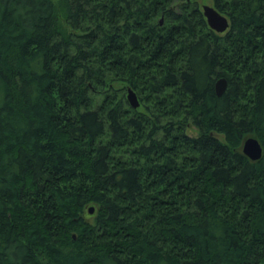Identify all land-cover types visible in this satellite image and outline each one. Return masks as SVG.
Segmentation results:
<instances>
[{"label":"trees","instance_id":"trees-1","mask_svg":"<svg viewBox=\"0 0 264 264\" xmlns=\"http://www.w3.org/2000/svg\"><path fill=\"white\" fill-rule=\"evenodd\" d=\"M213 5L0 0V264H264V0Z\"/></svg>","mask_w":264,"mask_h":264},{"label":"water","instance_id":"water-1","mask_svg":"<svg viewBox=\"0 0 264 264\" xmlns=\"http://www.w3.org/2000/svg\"><path fill=\"white\" fill-rule=\"evenodd\" d=\"M202 14L209 28L213 32H216L217 34L220 33L222 34L227 32L229 28V20L221 13H218V11L215 8L210 6H203ZM160 22L162 23V19ZM226 88H227V80H225L223 77L217 79L214 85V92H216L217 97L219 98L222 97V95L225 93ZM126 96L129 106L133 109H137L138 108L137 97L130 88L127 89ZM242 151L244 155L252 161L259 160L263 152L261 144L258 142L257 139H254L253 137H248L247 140L244 141L242 146ZM87 212L89 215H92L94 213V208L93 207L89 208Z\"/></svg>","mask_w":264,"mask_h":264},{"label":"rangeland","instance_id":"rangeland-1","mask_svg":"<svg viewBox=\"0 0 264 264\" xmlns=\"http://www.w3.org/2000/svg\"><path fill=\"white\" fill-rule=\"evenodd\" d=\"M195 1V3H196V7H197V9H200L201 10V12H202V7L203 6H210V7H213L214 8V5H213V0H194ZM226 16V15H225ZM127 89H129V88H127ZM127 89H126V91H125V96H126V94H127ZM131 89V88H130ZM132 90V89H131ZM133 91V90H132ZM134 92V91H133ZM134 94H135V92H134ZM136 95V94H135ZM136 97H137V101H138V106H139V97L136 95ZM126 100H127V96H126ZM127 103H128V100H127ZM128 105H129V103H128ZM139 108V107H138ZM137 108V109H138ZM188 134L189 135H191V136H196V134H197V132L196 131H194V130H191V131H188ZM253 137V136H252ZM92 208V207H91ZM87 217H88V215H87ZM91 221V220H90Z\"/></svg>","mask_w":264,"mask_h":264}]
</instances>
